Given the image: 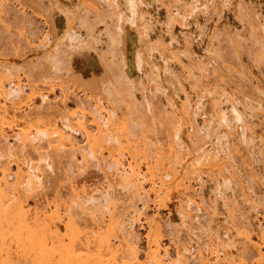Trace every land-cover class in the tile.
<instances>
[{"label": "bare ground", "instance_id": "obj_1", "mask_svg": "<svg viewBox=\"0 0 264 264\" xmlns=\"http://www.w3.org/2000/svg\"><path fill=\"white\" fill-rule=\"evenodd\" d=\"M243 1L36 0L62 24L35 31L31 0H0L1 40L15 44L0 45V264H264V76L225 64L214 36L224 14L264 61V0L249 14ZM76 53L109 75L83 96L60 75ZM90 168L103 181L89 184Z\"/></svg>", "mask_w": 264, "mask_h": 264}, {"label": "rangeland", "instance_id": "obj_2", "mask_svg": "<svg viewBox=\"0 0 264 264\" xmlns=\"http://www.w3.org/2000/svg\"><path fill=\"white\" fill-rule=\"evenodd\" d=\"M30 1V0H29ZM33 3H31V5H33V6H31V7H35L36 8V11L39 13H41V15H42V13H43V7L41 6V8H43V9H41L40 7H39V4H36L35 5V1L36 0H31ZM58 1H60V0H58ZM242 1V0H241ZM244 2V4H242V2H241V7L243 6V11H247L248 12V14H249V12L250 13H252L253 12V7H251V3L253 2V0L251 1V0H244L243 1ZM247 4H248V6H247ZM246 5V6H245ZM240 6V5H239ZM239 6L237 7V8H239ZM50 7H55V6H50ZM240 7V8H241ZM249 7H251V8H249ZM51 9V8H50ZM55 9V8H54ZM251 9V10H250ZM33 10H35V9H33ZM239 10V9H238ZM238 10H236V11H238ZM242 10H240V11H242ZM51 11H53L52 12V14L51 13H49L50 12V10L48 11L47 10V12L49 13H47V12H45V13H43L44 15H42V16H40L39 17V15L37 16L36 14H37V12H36V14H30V17L32 18V19H34V20H32L31 18V26L33 25V29H34V27L35 28H37L38 30H36V29H34L35 31H40L39 29H41V30H43V29H45L46 28V26L43 24V19H46L47 17L49 18H47V21H49L48 23H50V27L52 28V29H54V30H56L54 27H52V26H54L55 25V27H56V25H58V24H60V23H58L57 24V22H59L58 20L60 19V18H58V11H57V14H54V13H56V10H53V8L51 9ZM55 11V12H54ZM247 12L246 13H244V14H247ZM39 13V14H40ZM237 13V12H236ZM238 13H240V12H238ZM237 13V14H238ZM242 14V12L240 13V15ZM55 16V15H57L56 17H52L51 18V16ZM239 15V14H238ZM252 14H250V15H248V16H251ZM35 16V17H34ZM44 16H46L45 18H43ZM210 17L212 16V14L211 15H209ZM214 17H212L210 20H212V21H214L215 19V15H213ZM55 18V19H54ZM58 19V20H57ZM55 20H57V22L55 23ZM208 21L209 23H211L210 21H209V17L208 18H206L205 19V21ZM218 20V24L217 25H215V27H217L218 28V32H219V36H217L215 33V37H219V42L217 43V45L219 46V49H218V47L217 46H214L213 45V47L215 48V50L216 49H218V51H222L221 52V56L222 55H225L226 56V60H224V57L225 56H222V61L223 62H225V64H227V62H228V65H230V67H231V65L234 67V68H237V67H239L240 65H242V64H240L241 62L245 65V66H252L253 65V67H257V68H255L256 69V71H254V72H257V73H255V74H257L258 75V73L260 72V74H261V76H260V74L258 75L260 78L262 77L263 78V76H264V70H263V68H264V61H260L261 63H259L258 64V61H255L256 59H253V57H254V55H253V53L252 52H254V50H255V46H257V45H255V46H250V44L252 43V39L250 38V36H248V39L246 38L247 36V34H244V31L247 29V26L246 27H244V25H243V27L244 28H246L244 31H242L243 29H238V28H235L234 26V23L232 22V19L229 17H226V15H224V14H219V16H218V18H217V16H216V21ZM196 21H198L194 26L195 27H197V25H199V24H201V22L203 21V20H201V22H199L200 21V19H197ZM207 22V23H208ZM215 22V21H214ZM53 23H55V24H53ZM203 23H204V21H203ZM202 23V24H203ZM206 23V22H205ZM51 24H53V25H51ZM61 24H62V22H61ZM60 24V25H61ZM215 24H216V22H215ZM248 24V23H247ZM161 24H159V23H157V22H155V25H154V27L156 28V31H158L157 30V28H159V26H160ZM133 26L134 25H132L131 27H129V29H126V33H125V30H124V33L125 34H121V42H122V44L120 43L119 45H120V47H118V48H121L120 49V51H121V53L123 52V57L126 59V60H124V58H123V60H124V62H129L128 61V59L130 58V56H129V54H130V52H129V47L128 46H130V44L129 43H132V42H130V39H131V37H133L132 35H130V34H132L133 33ZM249 27V26H248ZM56 28H59V25L56 27ZM133 28V29H132ZM198 28H200V25H199V27ZM130 29H132V30H130ZM202 29H203V27H202ZM127 30H128V35L127 36H129L130 35V39L126 36V34H127ZM220 30V31H219ZM132 31V32H131ZM180 31H182V30H180ZM185 33L183 34V31H182V33L180 32V33H178V35L180 34V36H178V38L180 37V39L182 40V42H181V40H179L181 43H183L184 41H186V42H188L187 41V38H188V40H189V43H187L188 45H190V47L192 46V44L194 43L195 44V41H193V38H191V37H193V36H191V33H189L188 34V32H186V31H184ZM246 32H248V30L247 31H245V33ZM123 33V32H122ZM128 38V40H126L127 38H125V36ZM177 35V34H176ZM190 35V36H189ZM244 35L246 36L245 38H244ZM1 37H4V35H2V36H0V42L1 43H5L4 45L3 44H0V45H2L1 47L3 48L2 50H4V49H6L7 50V52L11 49V47L9 46V44L12 42L10 39H7L8 40V42H7V40L5 41V40H1ZM135 37V36H134ZM122 38H124V39H122ZM183 38H184V40H183ZM251 39V42H250V44H248V41H250V39ZM191 39V40H190ZM125 40V41H124ZM195 40V39H194ZM212 40H215V41H212V44L214 43L215 45H216V38L215 39H212ZM193 41V42H192ZM7 42V43H6ZM186 42H185V44H186ZM13 43V42H12ZM137 43V41L136 42H134V44H136ZM8 46H7V45ZM193 44V45H194ZM254 44V43H253ZM11 45V44H10ZM13 45H15L14 43H13ZM187 45V47H189ZM12 46V45H11ZM22 46V45H21ZM249 46L250 47H253L254 49H251V48H249ZM0 47V48H1ZM9 47V50L7 49ZM131 47V46H130ZM184 48H186L185 46H183ZM217 47V48H216ZM182 48V47H181ZM180 48V49H181ZM192 48V47H191ZM257 48H258V46H257ZM256 48V49H257ZM189 49V48H188ZM187 49V50H188ZM249 49H250V51H249ZM11 50H13V49H11ZM85 50V49H84ZM182 50H184L183 48H182ZM191 50V55H192V50H193V52H194V57H195V55H198L196 52V49H190ZM195 50V51H194ZM258 50V51H257ZM257 50H255V51H257L258 53L260 52L261 53V49L260 48H258ZM5 51V50H4ZM83 50H81V52H82ZM217 51V50H216ZM77 52V51H76ZM80 52V51H79ZM84 52V54H86V55H88L87 53H85L86 52V50L85 51H83ZM88 52V51H87ZM224 52V53H223ZM8 53H10V52H8ZM11 53H13V51L11 52ZM10 53V54H11ZM72 54H74L73 52H71ZM188 53H189V51H188ZM196 53V54H195ZM202 53V52H201ZM200 52H199V56H200V59L201 60H206L207 59V56L206 55H208L209 53H207L206 55L204 54V53H202L205 57H201L202 55H200L201 54ZM251 53H252V56H251ZM256 53V52H255ZM259 53V54H260ZM83 53H79V55L76 53L75 55L76 56H72L73 57V59L71 58V55H70V57L69 56H67L68 58H70L71 60H73V61H70V63L71 64H68L69 66H67V68H69L70 67V70L69 69H67L68 71H66V74H63V73H60V75L62 76V78L63 79H67V78H69V79H67L68 81V85L71 87L72 86V89H74L76 92H78V94L79 95H82V91H84V92H88L87 94H90L91 93V89H92V86H94L93 84H96V83H94V82H96V81H98L99 80V78H102V77H104L105 75H106V77L105 78H107V77H109V75H108V73L107 74H103V76H102V73L100 72V75L99 76H101V77H99L98 78V80H96L97 79V77H98V75H97V72H99V69H100V67H98V66H100V62H98L99 60L98 59H100L98 56L96 57L95 56V58H98L97 60L95 59V58H93V56H92V58H88V56H85L84 54V56L82 55ZM90 54V53H89ZM257 54V53H256ZM82 55V56H81ZM190 55V57H189V55H188V57L191 59V57L193 56H191ZM261 55H262V53H261ZM89 56H91V55H89ZM128 56H129V58H128ZM209 56H211V53H210V55ZM208 56V57H209ZM66 57V58H67ZM67 58V59H68ZM196 58H198V56H196ZM203 58V59H202ZM241 60H240V59ZM255 58V57H254ZM258 58V57H257ZM262 58H264V57H262ZM93 59H95L96 61H94ZM189 59V60H190ZM209 59V58H208ZM207 59V63H209V64H211L210 63V60H208ZM221 59V58H220ZM220 59H218V60H220ZM86 60H91L90 62H88V61H86ZM101 60V59H100ZM187 60V59H186ZM193 60H194V58L193 59H191V62H193ZM260 60H261V58H260ZM262 60H264V59H262ZM68 61H69V59H68ZM68 61H67V63H68ZM101 61H104L105 62V60H101ZM188 61V60H187ZM186 61V62H187ZM209 61V62H208ZM238 61H241L240 63L238 62ZM107 62H108V59H107ZM107 62H106V64H107ZM190 62V61H189ZM205 62V61H204ZM219 62H221V61H219ZM223 62H222V64H223ZM237 62H238V64H237ZM257 62V63H256ZM94 63V64H93ZM96 63V64H95ZM97 63H100V64H97ZM103 63V62H102ZM251 65H250V64ZM43 64V63H42ZM44 64H46L45 62H44ZM43 64V65H44ZM105 64V65H106ZM108 64H109V62H108ZM107 64V65H108ZM127 64V63H126ZM169 64H170V66H172L171 68H173L172 70H174L177 74H179L180 76L179 77H182L181 76V73H183V72H185L184 71V68H182L181 66V64H177V65H179L180 67H176V64L174 65V63H171L170 61H169ZM222 64H220V65H222ZM249 64V65H248ZM263 64V65H262ZM42 65V67L43 68H45L46 67V65H44L43 66ZM236 65H238V66H236ZM256 65V66H255ZM208 66H210V65H208ZM41 67V68H42ZM97 67V68H96ZM103 67H104V65H103ZM99 68V69H98ZM46 70H47V72H48V68H45ZM44 69V72H46V70ZM255 69H253V70H255ZM101 70V69H100ZM103 70V69H102ZM104 70H107L106 69V66H105V68H104ZM181 70H183V71H181ZM36 71V70H35ZM34 71V72H35ZM97 71V72H96ZM33 72V73H34ZM96 72V73H95ZM104 72V71H103ZM180 72V73H179ZM175 73V74H176ZM212 73V72H211ZM211 73L209 74V73H207V78L209 77V75H211ZM214 73V72H213ZM99 74V73H98ZM164 74V73H163ZM185 74V73H184ZM108 75V76H107ZM186 75V74H185ZM256 75V76H257ZM263 75V76H262ZM167 75L165 74V75H163V78L162 79H164V80H166L167 78ZM236 77H238L236 74H234V77L232 78V80L234 81H236ZM236 78V79H235ZM169 80H173V79H171L170 77L168 78ZM205 79V78H204ZM240 78H238L237 79V81H239L240 83H239V85L237 84L238 82L236 81V83H234L233 85L235 86V84H237L236 86V89H238L239 88V90H240V88L242 87L243 89H245V90H243L242 88H241V90H242V92H244V93H242L241 92V90H240V92H238V90L235 92L236 94H234V95H237L238 93H240V94H238L237 96L239 97V98H243V96H245V97H247V95H249V97H247V98H245L244 97V99L245 100H243V102L244 101H246V100H248V98L249 99H252V98H254L256 95H257V93H256V90L253 88V86H252V84L250 83V82H248V80H242L241 79V81L239 80ZM96 80V81H95ZM169 80H167V81H169ZM232 83V82H231ZM243 84V85H242ZM233 86V87H234ZM241 86V87H240ZM234 89H235V87H234ZM264 90V89H263ZM234 91V90H233ZM122 94H123V92H122ZM239 95H241L242 97H240ZM83 96V95H82ZM126 96V95H125ZM236 96V97H237ZM123 98H124V96H123ZM154 99L157 101V100H159L158 99V96H156V97H154ZM207 99H208V97H206V101H207ZM209 100V99H208ZM238 100H241V102H242V99H238ZM207 104H208V101L206 102ZM206 104V105H207ZM256 121H259V122H262L261 121V119H259V120H256L255 119V122H254V124L255 123H257ZM253 124V125H254ZM261 124V123H260ZM259 123L257 124L258 126H261ZM254 127H256V129H257V126H254ZM90 170V172H88ZM88 171H87V173L86 174H82V176L83 175H85L86 176V178H88L87 179V182L89 183V184H93V183H96V184H98V182L97 181H99V180H102V174H100V172L99 171H96V169H94V168H90V169H88ZM81 176V175H80ZM77 178V177H76ZM79 179H80V177H78ZM77 178V179H78ZM99 179V180H98ZM97 180V181H96ZM93 181V182H92ZM96 181V182H95ZM103 181V180H102ZM102 181H101V183H99V185L100 184H102ZM243 182V181H242ZM241 183V182H240ZM239 182H237L236 184H240ZM244 184V183H243ZM243 184H241L242 186H243ZM246 184V183H245ZM93 186V185H92ZM242 186H240L239 185V189L241 190V188H242ZM237 188L238 187H236L235 186V194L237 195V194H239V191H237ZM236 191L238 192V193H236ZM228 195H230L229 193H227ZM230 197H232L231 198V200H233L234 198V196H231L230 195ZM230 197H229V199H230ZM229 199H227V200H229ZM230 201V200H229ZM137 233H138V236H139V238H140V244H141V246H142V244H144V234H145V230L143 229V228H137ZM166 233V235H165V238H164V244L166 245V247H167V245H168V252L171 254V255H173L175 252V250H176V243H175V240H172L173 238H171V237H173L172 235H170V237L168 236L170 233L169 232H165ZM167 233H168V235H167ZM256 233V231L254 232V233H252V235L253 234H255ZM181 236L180 237H184V234L183 233H181L180 234ZM257 233L255 234V235H253V240H256L257 239ZM256 236V237H255ZM171 238V239H170ZM174 239H176L175 237H174ZM198 242H201L200 240H198ZM175 243V244H174Z\"/></svg>", "mask_w": 264, "mask_h": 264}]
</instances>
